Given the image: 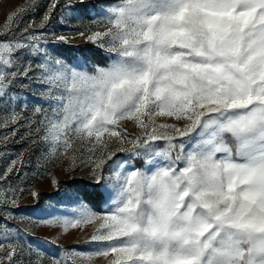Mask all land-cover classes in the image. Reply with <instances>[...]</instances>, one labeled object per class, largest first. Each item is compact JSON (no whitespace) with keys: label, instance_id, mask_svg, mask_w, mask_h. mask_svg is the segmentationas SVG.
Returning <instances> with one entry per match:
<instances>
[{"label":"snow or ice","instance_id":"1","mask_svg":"<svg viewBox=\"0 0 264 264\" xmlns=\"http://www.w3.org/2000/svg\"><path fill=\"white\" fill-rule=\"evenodd\" d=\"M35 3L10 13L0 36L13 32ZM55 6L54 0L39 27ZM78 35L116 58L89 72L50 54L40 46L47 43L43 34L28 28L22 39L0 40V95L20 78L48 85L42 95L57 107L36 131L53 154L74 150L68 171L88 166L86 177L105 203L103 214L81 203L75 219L42 221L66 232L99 220L91 241L105 242L94 252L62 250L46 264H67L65 257L91 264L109 253V264H264V0H119L106 19ZM21 49L44 62L21 64ZM34 68L40 75H31ZM156 116L175 122L157 124ZM17 118L13 112L6 120ZM157 141L166 147L153 153ZM141 157L142 167L130 163ZM16 164L0 180L18 171ZM52 183L58 184L54 177ZM22 191L0 189V204L15 206ZM31 194L38 200V192ZM37 239L55 245L59 236ZM0 250L9 264L13 257L25 264V251L27 264H45L43 253L19 241Z\"/></svg>","mask_w":264,"mask_h":264},{"label":"rangeland","instance_id":"2","mask_svg":"<svg viewBox=\"0 0 264 264\" xmlns=\"http://www.w3.org/2000/svg\"><path fill=\"white\" fill-rule=\"evenodd\" d=\"M31 0H0V31L6 23L10 13L21 6H29ZM54 0H36L35 7L27 12L19 22L13 32L0 36V40L22 39L25 28L32 34H43V39L47 43H41V47H46L53 56L62 59L72 67L79 70L85 68L91 72L94 66L107 67L115 54H109L97 45L88 42L78 34L93 25L95 21H101L107 17V9L119 3V0H55L56 6L52 9L50 18L44 27H39L45 13L49 10V5ZM71 5V6H69ZM35 22V27H29ZM103 30V29H92ZM90 33L86 32V35ZM26 35V34H25ZM72 37L67 43H54L56 37ZM17 58L21 64L31 62L33 66L44 62L41 54L33 55L30 50L21 49L17 52ZM15 70V69H12ZM31 75H40L38 69L32 71ZM48 85L33 79L30 83L27 79H17L9 88L0 95V176L5 170L16 161L18 171L9 174L6 180H0V189H22L18 192L19 198L15 206L4 202L0 204V244L6 246L9 243L23 244L27 249L31 246L34 250L44 254L46 258L51 256L60 257L62 250H74L77 252H94L105 246L103 241H91V237L99 226L100 221L82 223L79 227H69L66 232L61 226H47L42 221L50 218L75 219L76 209L81 203L85 204L93 212L103 214L105 211L104 199L100 210L93 209L81 197V188L95 189L90 180L86 177L88 166H79L74 171H68L71 166L69 157L74 153L70 150L67 155H61L63 149L52 153V145L42 139L43 132H37L40 121L44 119V113L51 116L52 110L57 107L52 101L42 93L47 91ZM60 93L53 92V95ZM40 108L42 112H37ZM13 112L18 114L15 122L7 121ZM157 124L174 123L172 118L165 116L154 117ZM122 127L128 132L139 134L140 129L131 121H122ZM182 126V125H181ZM113 141V147L116 146ZM195 140L186 144L185 152L192 149ZM79 146V141H76ZM166 147L164 141L154 143L153 153ZM119 158L127 159L123 154H118ZM175 157V152H173ZM152 158V157H148ZM145 157L133 158L130 163L136 167H142ZM156 160L161 158L155 157ZM80 165V161H77ZM184 164L178 163L177 167L182 168ZM154 168V166H149ZM131 170V169H128ZM107 174V173H106ZM53 177L58 184L52 183ZM35 190L39 194L35 199L31 191ZM7 217V218H6ZM23 230V231H21ZM7 231L9 239H4ZM30 233L26 235L25 233ZM59 236L56 244L46 243L48 240ZM35 260L37 257H30ZM29 254L24 253V262L27 264ZM67 264H72L70 258L65 257ZM114 259V254L109 253L108 257H94L91 264H109ZM15 264H19V258L13 257ZM0 264H9V260L4 257V250H0Z\"/></svg>","mask_w":264,"mask_h":264},{"label":"trees","instance_id":"3","mask_svg":"<svg viewBox=\"0 0 264 264\" xmlns=\"http://www.w3.org/2000/svg\"><path fill=\"white\" fill-rule=\"evenodd\" d=\"M81 197L93 209L100 210L102 207L103 197L96 189L81 188Z\"/></svg>","mask_w":264,"mask_h":264}]
</instances>
